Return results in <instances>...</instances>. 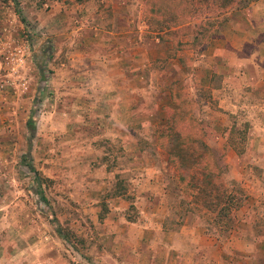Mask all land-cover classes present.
<instances>
[{"label":"rangeland","instance_id":"obj_1","mask_svg":"<svg viewBox=\"0 0 264 264\" xmlns=\"http://www.w3.org/2000/svg\"><path fill=\"white\" fill-rule=\"evenodd\" d=\"M141 1L0 0V264H173L188 221L221 242L235 232L264 237V140H254L251 108L222 103V66H204L210 41L183 49L198 52L199 81L181 75L163 105L154 98L162 89L150 88L117 121L98 99L55 92L62 58L50 29L69 26L76 43L80 27L98 29L118 10L154 37ZM182 115L200 126L195 146H181L189 131L168 130ZM233 123L248 127L242 154L224 137ZM200 157L210 169L195 165ZM229 196L237 208L225 214Z\"/></svg>","mask_w":264,"mask_h":264},{"label":"crops","instance_id":"obj_2","mask_svg":"<svg viewBox=\"0 0 264 264\" xmlns=\"http://www.w3.org/2000/svg\"><path fill=\"white\" fill-rule=\"evenodd\" d=\"M61 15L54 12L53 21ZM104 16L106 25L100 24L98 29L80 27L74 37L76 43L67 40L69 26L50 29L57 45L60 44L54 55L60 57L61 53L62 58L60 72L52 77L55 92L61 91L67 97L78 94L98 99L101 108H112L113 119L117 121L115 114L121 108L137 107L148 97V89H162L154 98L163 105L170 99V91L165 89L182 79L181 75L195 82L201 79L197 71L200 64L194 58L198 52L178 50L169 56V44L155 36L142 37L122 12L115 10L109 18L105 13ZM226 17L220 32L202 50L208 60L204 66L209 65L210 69L222 66L219 77L224 90L222 103L229 108H251L253 127L257 130L254 140H264V0L229 12ZM188 70L191 73H184ZM122 133L119 127H114L111 136L118 138ZM243 233V236L231 233L230 239L221 242L198 224L184 222L176 236L187 248L178 251L173 264H264V237Z\"/></svg>","mask_w":264,"mask_h":264},{"label":"trees","instance_id":"obj_3","mask_svg":"<svg viewBox=\"0 0 264 264\" xmlns=\"http://www.w3.org/2000/svg\"><path fill=\"white\" fill-rule=\"evenodd\" d=\"M254 1L257 0H142V17L150 34L155 35L158 41L169 44L171 46L169 55L174 56L178 50H195L208 43L222 29L227 18L225 17L227 10L243 8ZM186 118L184 115L181 116L182 123L173 120L172 127L170 126L168 130L171 132L183 128V132L189 131L188 145L181 146H195V139L191 140V135L193 133L197 136L200 126H197L189 116ZM27 124L30 133L33 134V120H28ZM247 128L245 123L242 129L238 130L233 123L231 127L224 130L227 145L236 154H242L246 150ZM160 146L164 147L163 141L160 142ZM198 160L197 163L195 162L197 167L210 169L203 158L200 157ZM214 166L219 168L216 163ZM227 203L225 214L237 208L232 196H229Z\"/></svg>","mask_w":264,"mask_h":264}]
</instances>
